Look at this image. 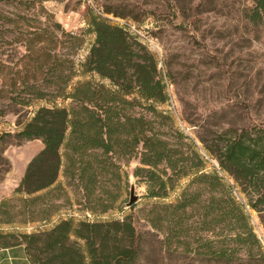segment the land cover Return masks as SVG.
<instances>
[{
	"label": "trees",
	"instance_id": "1",
	"mask_svg": "<svg viewBox=\"0 0 264 264\" xmlns=\"http://www.w3.org/2000/svg\"><path fill=\"white\" fill-rule=\"evenodd\" d=\"M90 1L78 34L54 22L55 42L69 36L80 44L90 37L85 54L73 60L62 53L46 66L42 87L26 85L27 93L44 98L51 93L44 87L52 84L53 97L33 106L12 132L18 141L39 138L42 144L10 195L0 198V247L22 243L35 264H264L250 213L264 206V118L221 129L194 122L205 134L185 133L164 108L169 95L163 75H170V57L180 54V46L163 44L162 73L156 54L130 24L109 16L149 18L150 31L172 27L197 44L209 37L229 39L239 53L248 47L254 103L261 105L264 0ZM21 34L26 49L48 38L43 27ZM200 46L216 57L205 42ZM16 101L31 104L30 98ZM5 135L10 131L0 129V146ZM131 158H137L132 175L145 187L142 229L135 204L122 208L124 165ZM182 177L186 183L176 191ZM66 184L79 189L81 214L50 215ZM111 209L119 214L100 217ZM34 215L40 222L29 231L1 226L33 221Z\"/></svg>",
	"mask_w": 264,
	"mask_h": 264
},
{
	"label": "rangeland",
	"instance_id": "2",
	"mask_svg": "<svg viewBox=\"0 0 264 264\" xmlns=\"http://www.w3.org/2000/svg\"><path fill=\"white\" fill-rule=\"evenodd\" d=\"M86 3L92 5L90 0H42L35 3L0 0V129L10 131V135L4 136V143L0 146V198L10 195L27 160L42 144L39 138L18 141L12 134L16 123L27 118L33 106L48 104L45 97H53L52 84L44 87L51 92L44 98L33 97L27 93L26 85L34 82L36 86L42 87L41 78L46 66L62 53L73 60L85 54L90 37H83L80 44L69 36H66L63 42H55L54 38L59 28L54 22H59L64 30L78 34L83 25L82 16ZM4 15L14 18L15 22L5 23ZM109 16L130 24L144 40L147 48L156 54L157 64L162 73L165 72L163 44L168 40L172 42L170 46L173 44L180 46V54L170 57V75L168 77L163 75L169 95L164 108L169 109L179 128L185 133L194 138L205 134L202 127L192 124L194 122L204 126L207 124L208 128H214L217 123L216 128L221 129L229 125L235 127L250 125L253 121L264 118V101L261 105L254 103L256 94L253 87V73L249 70V58L253 53L246 51L248 47H243L239 53L229 39L206 37L202 42L206 43V48L215 50L214 55H216L210 58L206 55L205 47L200 46L202 42L198 44L192 42L184 31L172 27H168L164 32L155 29L150 31L152 27L149 18L142 22ZM42 27L46 28L50 40L44 37L34 42L31 49H26L25 37L21 33L33 28L40 30ZM38 64L41 66L38 67ZM260 94L262 93L257 95ZM27 98H30V105L16 101ZM56 101H59V98H56ZM135 109L139 110L138 107ZM223 112L226 114L221 117ZM181 117L186 119L180 120ZM135 164L137 158H131L124 165L128 186L127 192L122 194L124 199L122 208L124 211L130 209L129 206H125V201L128 198L129 181H133L134 193L138 198L134 202L132 211L137 217L136 226L142 229L146 227L141 218L143 212L141 208L146 206L143 203L145 187L132 175V167ZM59 178L61 181L64 179L61 174ZM186 180V177L179 179L175 190H179ZM62 188L60 197L56 199V205L49 214L54 216L56 214L62 216L66 213L81 214L83 201L79 189L73 184H66ZM171 193L170 197L175 191ZM49 196V193L45 195V200ZM137 208L140 210L137 211ZM250 213L253 229L264 246V206L260 211L251 210ZM118 214L116 209H111L100 217ZM38 216L34 215L33 221L16 219L17 221L1 226L29 231L39 224Z\"/></svg>",
	"mask_w": 264,
	"mask_h": 264
},
{
	"label": "crops",
	"instance_id": "3",
	"mask_svg": "<svg viewBox=\"0 0 264 264\" xmlns=\"http://www.w3.org/2000/svg\"><path fill=\"white\" fill-rule=\"evenodd\" d=\"M0 264H35L32 263L22 243L0 247Z\"/></svg>",
	"mask_w": 264,
	"mask_h": 264
},
{
	"label": "water",
	"instance_id": "4",
	"mask_svg": "<svg viewBox=\"0 0 264 264\" xmlns=\"http://www.w3.org/2000/svg\"><path fill=\"white\" fill-rule=\"evenodd\" d=\"M137 198V195L134 193V183L133 181H129L128 198L125 202V206H130Z\"/></svg>",
	"mask_w": 264,
	"mask_h": 264
}]
</instances>
